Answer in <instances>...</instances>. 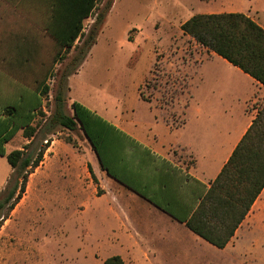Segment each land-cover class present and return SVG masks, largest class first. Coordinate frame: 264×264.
Returning <instances> with one entry per match:
<instances>
[{
    "label": "rangeland",
    "instance_id": "rangeland-1",
    "mask_svg": "<svg viewBox=\"0 0 264 264\" xmlns=\"http://www.w3.org/2000/svg\"><path fill=\"white\" fill-rule=\"evenodd\" d=\"M107 1L101 0L85 20V34ZM230 5L241 12L257 11L264 25V0H115L82 66L77 67L73 59L78 53L76 47L55 64L42 108L46 117H38L36 123L41 121V125L36 135L28 139L20 131L6 146L8 153L25 149L33 159L44 152L47 157L42 161L48 160L47 167L53 172L47 173L39 165L37 175L29 176L15 208L11 212L8 206L1 210L0 264H104L116 252L109 225L102 218H93L88 210L89 203H95L104 193L89 172L96 156L91 144L81 130L58 127L55 133H49L44 125L54 108L59 81L68 70H79L66 91L68 114H72L75 100L100 111L127 108L132 120L143 125L151 116L150 106L139 96L140 87V93L164 118L182 124L190 90L199 84L198 67L206 50L183 34L181 25L194 14ZM38 19L24 8L0 4V37L8 34L11 44L24 37L41 43L47 60L52 40L36 25ZM82 42L78 39L75 45L79 47ZM7 51L2 47L0 54ZM56 154L59 159L50 163V157ZM68 167L73 173L59 171ZM73 175L80 181L79 197L72 195ZM17 183V173L6 157L0 156V203ZM252 264H264V226L252 230Z\"/></svg>",
    "mask_w": 264,
    "mask_h": 264
},
{
    "label": "trees",
    "instance_id": "trees-1",
    "mask_svg": "<svg viewBox=\"0 0 264 264\" xmlns=\"http://www.w3.org/2000/svg\"><path fill=\"white\" fill-rule=\"evenodd\" d=\"M100 1L46 0L52 14L39 17L36 25L52 40L47 60L41 43L24 37L11 44L8 34L0 37V52L2 47L8 50L0 54V156L6 157L18 177L17 185L0 203V219L4 217L1 210L5 206L11 212L20 202L30 174L44 156L41 152L33 159L26 155L25 149L8 153L6 144L20 131L28 139L36 135L41 125V121L36 123L38 117H46L42 108L50 92L48 80L55 64L76 47L78 53L73 59L79 67L96 44L115 0L107 1L85 34L84 22ZM14 5L25 9L24 2L16 1ZM181 29L200 46L264 85V28L250 16L241 12L197 13L183 22ZM81 38L83 42L78 47L75 43ZM77 67L68 70L59 81L54 108L44 123L49 133H55L58 127L81 130L101 169L109 176L186 223L209 243L225 247L264 188V105L217 178L207 187L81 102L73 101V112L68 114L65 108L67 82ZM140 96L150 102L143 94ZM89 171L96 180L91 166ZM179 189L185 190L186 199L179 195ZM182 206H186L182 208L186 213H179L178 208ZM104 264H125V261L120 255H112Z\"/></svg>",
    "mask_w": 264,
    "mask_h": 264
},
{
    "label": "crops",
    "instance_id": "crops-1",
    "mask_svg": "<svg viewBox=\"0 0 264 264\" xmlns=\"http://www.w3.org/2000/svg\"><path fill=\"white\" fill-rule=\"evenodd\" d=\"M14 1L24 2L25 9L32 15L47 17L52 14L46 0ZM14 1L0 0V4L16 9ZM231 12L241 11L230 5L211 8L204 13ZM241 13L264 28L257 11ZM205 50L198 67L199 84L190 90L182 124L168 121L151 105L152 102L142 99L140 87L139 96L150 106L151 116V120L143 125L132 120L127 108L100 111L87 107L209 187L264 105V85L220 55ZM78 73L76 70L69 76V89L72 78ZM57 159L56 154L49 160L53 163ZM47 162L42 161L40 168L52 173ZM89 166L104 193L95 203H89L88 210L93 218L100 221L102 218L104 224L109 225V238L116 250L113 255H120L125 264H252V230L264 226V188L233 237L225 247L219 248L195 234L186 223L109 176L101 169L96 156ZM38 168L30 176L37 175ZM69 168L59 171L73 173ZM72 177V195L79 197L80 181L75 180L74 175ZM179 190V195L186 199L185 190ZM182 208L186 209V206L179 207V213H186ZM253 245L256 246L255 241Z\"/></svg>",
    "mask_w": 264,
    "mask_h": 264
}]
</instances>
